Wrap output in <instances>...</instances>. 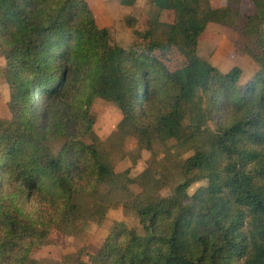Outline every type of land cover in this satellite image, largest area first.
<instances>
[{
  "label": "trees",
  "instance_id": "trees-1",
  "mask_svg": "<svg viewBox=\"0 0 264 264\" xmlns=\"http://www.w3.org/2000/svg\"><path fill=\"white\" fill-rule=\"evenodd\" d=\"M150 1L158 15L138 50L116 43L87 0H0L11 113L0 118V264H264V0ZM211 22L246 38L259 70L245 86L240 66L222 72L198 54ZM97 98L120 108L119 131L141 147L175 141L165 159L117 172L94 130ZM164 161L183 177L166 196L155 193L171 179ZM115 205L141 230L116 222L95 253L33 256L54 229L79 236Z\"/></svg>",
  "mask_w": 264,
  "mask_h": 264
},
{
  "label": "rangeland",
  "instance_id": "rangeland-1",
  "mask_svg": "<svg viewBox=\"0 0 264 264\" xmlns=\"http://www.w3.org/2000/svg\"><path fill=\"white\" fill-rule=\"evenodd\" d=\"M87 1L99 25L113 27L116 43L125 48L147 49L150 42L147 31L152 20L158 15L157 7L150 0H137L133 6L122 5L119 0ZM210 1L214 8L226 4V0ZM129 18L132 19V25L128 22ZM162 20L174 22V12H164ZM245 43L246 38L240 36L234 28L211 22L208 23L199 39L198 54L222 72H227L234 66H240L243 69V74L239 84L245 86L259 70L252 57L243 51ZM163 58L172 69L179 68L181 58L178 55L165 54ZM5 66L6 60L3 55H0V118L10 119L11 113L8 107L10 91L5 79ZM92 110L96 116L95 133L105 142L104 151L117 172L129 170L130 176L137 177L150 165L149 161L153 157H157L158 160L165 159L170 147L176 143L175 141L167 144L158 142L154 144L153 150L143 148L140 146L135 132L131 130L119 131L123 113L114 102L97 98ZM55 145L58 147L59 143H55ZM191 153L188 152L185 156H189ZM164 166H167L166 173L171 177L169 184L160 190H154L156 194L166 196L183 180V177L174 165H166V161H164ZM206 184V181L194 183L190 187L189 193L193 194ZM131 188L135 193L142 191L137 183L132 184ZM116 222H123L129 228L138 230L142 228L139 215L135 210L124 205H115L109 208L101 223L90 222L79 236L69 235L54 229L50 234L52 244L37 247L33 251V256L60 258L65 253L77 251L80 248H84L86 252L95 253L110 234Z\"/></svg>",
  "mask_w": 264,
  "mask_h": 264
}]
</instances>
